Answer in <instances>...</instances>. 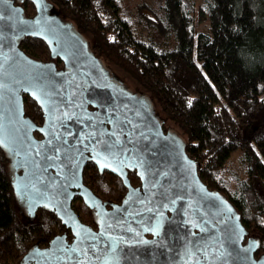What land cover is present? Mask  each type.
Listing matches in <instances>:
<instances>
[{"label":"water","instance_id":"obj_1","mask_svg":"<svg viewBox=\"0 0 264 264\" xmlns=\"http://www.w3.org/2000/svg\"><path fill=\"white\" fill-rule=\"evenodd\" d=\"M21 1L0 0V146L27 215L51 211L65 231L18 264H264L238 212L199 179L198 163L145 99L111 80L47 0H27L30 18ZM25 37L43 41L62 68L29 57L19 47ZM23 95L39 106L41 125L24 112ZM89 161L120 178V202L83 183ZM74 196L94 211L96 228L79 219Z\"/></svg>","mask_w":264,"mask_h":264},{"label":"trees","instance_id":"obj_2","mask_svg":"<svg viewBox=\"0 0 264 264\" xmlns=\"http://www.w3.org/2000/svg\"><path fill=\"white\" fill-rule=\"evenodd\" d=\"M47 1L50 11L90 35L93 54L133 77L180 127L199 179L225 196L249 236H257L255 256L264 255V0ZM21 4L27 17L35 15L31 1ZM19 47L62 68L39 39L25 37ZM23 101L26 115L41 125L37 103L27 95ZM8 162L0 146V263L18 264L31 247L47 246L65 228L42 208L28 216L30 222L21 220ZM82 175L103 201L125 196L120 178L100 173L92 161ZM128 178L140 184L136 173ZM71 206L94 228V211L80 197Z\"/></svg>","mask_w":264,"mask_h":264},{"label":"rangeland","instance_id":"obj_3","mask_svg":"<svg viewBox=\"0 0 264 264\" xmlns=\"http://www.w3.org/2000/svg\"><path fill=\"white\" fill-rule=\"evenodd\" d=\"M62 20L65 23L70 24L72 26L73 30H75V24L73 22H71L70 20H68L66 18H63ZM80 35H81L82 39L84 40V42L86 44H88L89 49L92 52V50H91V44L92 43H91L90 35L88 33L80 34ZM98 58H99L100 64L102 65V67L105 70V72L107 73V75L110 76L111 80L113 82H115L117 85L122 86L129 93H131V94L134 93L137 96L141 97L142 99L144 98L145 101L147 102L148 106L152 110L153 114L159 119L163 128H165L166 131H169L174 138L178 139L182 144H184L186 138L183 135L180 127L176 126L173 123V121L164 117V115L161 113L160 107L158 106L155 98H153V96L147 90H145L143 87L138 85L133 77L127 75L124 71L119 69L115 64H112L111 62L107 61L106 58L103 56H98ZM261 97L264 98V92L261 95ZM7 167L10 169V173L13 176L15 171H14V168L11 166L10 160L7 163ZM16 200H17V210L19 211V216H20L21 220L23 222H26V223L30 222L29 219H27L28 215H27V210L25 207V202L22 200H19V199H16ZM248 237L249 238L252 237L250 239L255 240V238L257 236L256 235L249 236V233H248L247 238Z\"/></svg>","mask_w":264,"mask_h":264},{"label":"flooded vegetation","instance_id":"obj_4","mask_svg":"<svg viewBox=\"0 0 264 264\" xmlns=\"http://www.w3.org/2000/svg\"><path fill=\"white\" fill-rule=\"evenodd\" d=\"M137 185H139V184H137ZM137 185H136V186H137ZM94 228H96V223H95V225H94ZM94 228H93V229H94Z\"/></svg>","mask_w":264,"mask_h":264}]
</instances>
